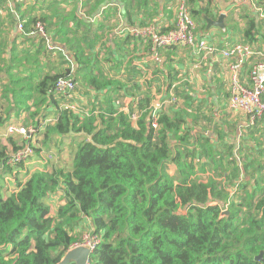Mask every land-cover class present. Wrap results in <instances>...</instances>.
<instances>
[{
  "label": "trees",
  "instance_id": "trees-1",
  "mask_svg": "<svg viewBox=\"0 0 264 264\" xmlns=\"http://www.w3.org/2000/svg\"><path fill=\"white\" fill-rule=\"evenodd\" d=\"M245 20L239 30L251 47L259 40L255 32L260 23L254 17ZM39 56L46 52L11 57L9 67L0 71L6 94L0 98V122L14 112L31 111L30 120L39 126L41 110L54 109L52 132L83 136L85 141L70 172L35 170L16 182L6 198L0 190V264H58L80 244L73 232L81 221L86 226L84 219L95 239L88 264H264L263 162L246 154L240 158L253 131L238 145L215 144L192 133L187 111L175 108L176 103L169 111L152 112L150 97L133 83L124 86L93 72L88 61L75 77L65 71L40 73ZM65 77L99 92L101 100L91 102L97 115L80 118L60 108L65 99L54 84ZM163 89L173 90L170 85ZM125 97L130 107L120 106ZM131 113L137 114L136 120ZM9 161L7 147L0 145V171L9 168ZM169 163L174 165L171 174ZM60 186L65 203L52 216L45 199ZM259 254L262 259H256Z\"/></svg>",
  "mask_w": 264,
  "mask_h": 264
},
{
  "label": "crops",
  "instance_id": "crops-1",
  "mask_svg": "<svg viewBox=\"0 0 264 264\" xmlns=\"http://www.w3.org/2000/svg\"><path fill=\"white\" fill-rule=\"evenodd\" d=\"M176 4L177 0H0V71L9 67L11 57L20 58L27 53L33 56L37 50L46 52L45 57L39 56L40 73L65 71L75 77L74 73L84 67L81 64L88 61L89 67L93 65V72L101 71L108 79L118 80L124 86L135 84L141 93L150 97L152 112L171 108L169 101H163V107L154 106L158 103L152 95L153 88L170 85L172 92L181 96L180 100L175 98V108L185 109V103L190 105L185 110L193 134L210 137L218 145H238L247 139L248 131H253L244 143L240 158L246 154L250 155L249 160H260L264 173V148L258 149L253 141L256 135L264 139V129H258L264 127V121L251 124L245 114L228 108L232 81L238 79L248 85L252 66L264 60V0H188L197 37L214 45L217 51L213 53L198 52L188 46L155 48L151 37L173 27ZM203 15L212 21L224 15V29L212 26L205 31ZM247 17H254L260 23L255 32L259 40L249 47L252 55L243 61L224 57L221 51L244 42L239 29L245 27ZM35 24L42 27L45 37ZM234 25L236 30L232 29ZM43 40L49 41L52 51ZM31 88L34 95V86ZM78 89L73 95L74 101L85 105L82 101L90 97L85 116L97 115L99 110L95 104L92 108L91 102L96 98L101 100L102 96L89 87L84 88L87 96L77 95ZM121 101L127 105L131 100L125 97ZM46 111L42 109L37 117H51L52 121L54 109ZM191 112L197 121H193ZM1 189L9 190V183ZM234 190L231 187L230 194ZM3 195L6 198L8 192ZM51 215H54L52 210ZM84 222L90 227L87 219Z\"/></svg>",
  "mask_w": 264,
  "mask_h": 264
},
{
  "label": "rangeland",
  "instance_id": "rangeland-1",
  "mask_svg": "<svg viewBox=\"0 0 264 264\" xmlns=\"http://www.w3.org/2000/svg\"><path fill=\"white\" fill-rule=\"evenodd\" d=\"M32 84L33 86H35L36 84L35 81H32ZM2 86H3V83L1 82L0 98H3L6 95L5 93H2L1 91ZM81 93L84 96H87V93L85 92L84 88L79 85L77 95ZM73 95H72V100L74 101ZM152 95H153V101L159 104H161L163 101L170 102L172 98H173L174 103H175V98L179 100L181 99V96L175 95V92H172V91L170 93L165 92L164 89H160V88H153ZM89 101H90V97L86 98V101H82V103L90 107ZM78 105L80 106V113L78 115L85 116V113H86L85 105H81V104H78ZM184 105H185L184 107L185 109H189V104L186 103ZM120 106L130 107V104L129 103L127 105L121 104ZM169 110L170 108L167 109V111ZM25 115L26 114H22V113L19 114L17 112V114L14 115L13 119H11V116H9V120L7 122H0V145L7 147L9 157H11V155L15 153L13 151L14 147H19L21 145H24L23 147L19 148L20 149L19 151L25 148V149H30V151L32 152V149H33V155L31 157H28L21 162H11L10 165L8 166L9 168L3 169L0 171V190L2 194H5L7 192L9 194L10 192H12V190L15 188L16 182L24 181L26 176H29L33 171L40 169V168H45V170L49 174L55 173L56 171H59V170H62L64 173L70 172L73 167L74 155L80 143L83 140L85 141V138L83 136L75 137V138L71 136L57 138L56 136H54V133L52 132L49 126L51 123L50 122L51 117L47 119L46 117L39 118V123L42 124L40 125L41 126V129H40V128H37L38 123L35 120L31 121L30 117L26 118ZM3 118H4V115L0 119H3ZM187 118L188 117L186 116V119ZM8 122H9V125L6 126ZM10 126H23L25 129L28 128L27 126H31L34 129L37 128L38 132L30 138H24V137L9 133ZM27 136L28 135H25V137ZM255 138L258 141V143H255V146L258 149H263L264 139H261L262 135H258ZM28 140H30L29 144H27ZM4 144H7V145H4ZM27 145L31 147L32 149L29 147H26ZM173 170H174V165L169 163L167 165L168 173L171 174ZM211 173L212 171L210 169L209 175H211ZM8 183H9V190L1 189L2 186H7ZM45 202L50 207V209L55 215L57 210L60 207H62L65 203L64 196L62 193V186H60L56 191L50 192L47 195ZM223 213H226V210H223ZM84 223L86 224V226L83 224L82 221L78 225H76L73 234L79 235V243L89 245L88 240L92 237V229L87 225L86 222Z\"/></svg>",
  "mask_w": 264,
  "mask_h": 264
},
{
  "label": "built area",
  "instance_id": "built-area-1",
  "mask_svg": "<svg viewBox=\"0 0 264 264\" xmlns=\"http://www.w3.org/2000/svg\"><path fill=\"white\" fill-rule=\"evenodd\" d=\"M19 28L22 29V25L19 24ZM37 31L45 37V32L39 24H36ZM151 41L156 49H162L173 46H188L198 52H209L213 53L217 51L214 45L208 44V42L196 34V25L190 14L188 0H177L176 4V16L173 27L163 34H153ZM46 46L49 50H53V47L46 40ZM221 54L227 58H234L239 61H243L252 55V51L247 45L237 43L232 47L221 51ZM77 82L72 78H59L54 84V91L59 93L65 102L61 105L66 111L73 113H80V106L72 100V95L76 92ZM264 95V60L263 62L256 63L252 66L249 74V84L245 85L240 80L234 79L231 83L229 97H228V108L235 112H241L245 114L251 124L256 121L264 120V101L262 97ZM173 99L170 103H173ZM157 108L163 107L161 104H153ZM150 108H153L151 105ZM129 117L132 120L137 119V114L131 113ZM153 129H157L158 126L155 122L150 123ZM36 132L34 128L25 129L23 126H10L9 133L14 135H33ZM25 137V138H27ZM26 147H29L28 145ZM31 148V147H29ZM32 149V148H31ZM33 155L30 149L23 148L11 155L9 162L23 161ZM233 193V192H232ZM231 193V194H232ZM224 214V213H223ZM87 244H77L75 247L83 245L88 246L91 250L94 249L95 239L93 236L88 240Z\"/></svg>",
  "mask_w": 264,
  "mask_h": 264
},
{
  "label": "water",
  "instance_id": "water-1",
  "mask_svg": "<svg viewBox=\"0 0 264 264\" xmlns=\"http://www.w3.org/2000/svg\"><path fill=\"white\" fill-rule=\"evenodd\" d=\"M203 19L206 22V28L205 31H207L210 27L215 26L220 29H224V15H219V17L216 20H211L206 15H203ZM92 250L88 246H77L69 249L61 261L58 264H88L89 257ZM262 255H258L256 259H262Z\"/></svg>",
  "mask_w": 264,
  "mask_h": 264
},
{
  "label": "clouds",
  "instance_id": "clouds-1",
  "mask_svg": "<svg viewBox=\"0 0 264 264\" xmlns=\"http://www.w3.org/2000/svg\"><path fill=\"white\" fill-rule=\"evenodd\" d=\"M77 82V81H76ZM173 99V98H172ZM63 109V108H62ZM76 115H78L77 113H75ZM37 133V128H36V132L33 134V135H35ZM18 136H20V135H18ZM31 136V135H30ZM21 137H23V136H21ZM25 138V137H24ZM28 138V137H27Z\"/></svg>",
  "mask_w": 264,
  "mask_h": 264
}]
</instances>
